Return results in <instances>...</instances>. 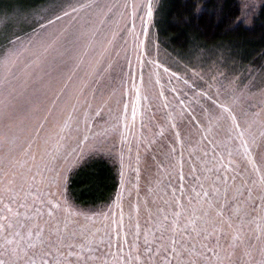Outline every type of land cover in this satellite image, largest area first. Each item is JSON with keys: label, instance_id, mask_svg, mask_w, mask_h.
Here are the masks:
<instances>
[{"label": "rangeland", "instance_id": "374dc122", "mask_svg": "<svg viewBox=\"0 0 264 264\" xmlns=\"http://www.w3.org/2000/svg\"><path fill=\"white\" fill-rule=\"evenodd\" d=\"M157 5L44 0L32 7L33 19L0 11V193L9 159L17 171L31 170L33 193L60 205L65 237L59 254L53 248L44 255L37 246L26 258L22 251L17 264H123L121 257L136 245L143 251L145 238L154 251L167 243L170 229L199 218L206 201L223 211V219L231 217L229 242L236 228L244 237L235 252L221 239L219 264L264 261V74L243 75L212 53L177 58L159 44ZM200 92L238 98L247 145L230 122L213 120L211 133L192 123V109L202 125L208 122ZM96 157L114 164L118 187L107 203L82 207L68 195L67 183L74 169ZM60 174L66 179H57ZM47 219L45 211L40 222ZM206 256L218 264L211 252Z\"/></svg>", "mask_w": 264, "mask_h": 264}, {"label": "snow or ice", "instance_id": "6c2138e0", "mask_svg": "<svg viewBox=\"0 0 264 264\" xmlns=\"http://www.w3.org/2000/svg\"><path fill=\"white\" fill-rule=\"evenodd\" d=\"M152 14V7L149 5L148 16L151 17ZM187 83L185 81V84ZM194 88L195 85H193ZM197 95L206 100L207 107L200 105V109L201 113L208 116V122L206 126L202 125L199 118L200 114L192 109L189 115L193 124L198 127L203 126L204 131L211 133L213 120L216 122H230V131L236 130V135L240 138L242 144H248V141L244 139L246 130H240L241 123L235 111L237 97H233L231 100H223L220 98L219 92L215 94V98L209 95L208 92H200ZM180 104L183 106L184 101L181 100ZM5 139L7 138L5 137ZM84 139L87 140V136ZM23 166V164H20L21 168ZM2 176L6 182V187L0 193V204L3 205L0 208V212L3 213V215H0V264H17L22 259L20 256L22 251L25 253L26 258L27 252L37 246L41 248L44 255H52L53 248L59 254L65 240L60 227L61 222L57 216L60 205L53 204L51 201L45 204V201L33 193L32 187L35 175L31 173V170L27 173L17 171V164L13 159L8 160V168L2 170ZM57 179L64 180L66 178L60 174ZM232 179L235 180L236 177L233 176ZM252 183L255 184L256 181ZM260 187L264 189V175L260 177ZM247 191L251 197L252 188H248ZM204 196L207 197L208 193L204 192ZM30 199L32 201L31 205L28 202ZM5 200H7V203H4ZM206 205V208L202 206L199 218L194 215L187 218L183 229L179 226L170 229L171 235L167 237L168 242L164 243L162 240L155 251L152 244L145 238L143 251H141L139 245H136L135 251H129L127 258L121 257L123 264H210L209 258L206 256L207 252H211L219 264L220 257L215 249L225 250L224 245L221 244V239H224L227 248L235 252L238 245L243 244L244 237L240 229L236 228L231 233V241L229 242L225 229H233L231 217L223 219V211L215 210L211 201H206ZM30 207L34 208L33 215H28ZM20 209H24V212L21 213ZM45 211L48 219L43 220L41 223L40 220ZM239 211L240 209L237 208L236 212L239 213ZM189 225L191 226L190 231L188 230ZM209 228H211V231H209ZM67 230L68 222H65L63 231L67 232ZM213 238L216 243L212 248H209L208 245ZM125 242L127 241L125 240ZM68 247H71V245L69 244ZM89 251H92L91 247ZM72 254L69 253V255ZM29 264H36V261L31 260ZM42 264H44L43 261ZM260 264H264V261H261Z\"/></svg>", "mask_w": 264, "mask_h": 264}, {"label": "trees", "instance_id": "16d2710c", "mask_svg": "<svg viewBox=\"0 0 264 264\" xmlns=\"http://www.w3.org/2000/svg\"><path fill=\"white\" fill-rule=\"evenodd\" d=\"M43 2L0 0V11L33 19L32 7L37 10ZM155 10L159 44L182 61L190 54L212 53L243 75L264 74V0H158ZM67 185L75 204L97 207L114 195L118 175L111 160L89 158L74 169Z\"/></svg>", "mask_w": 264, "mask_h": 264}]
</instances>
